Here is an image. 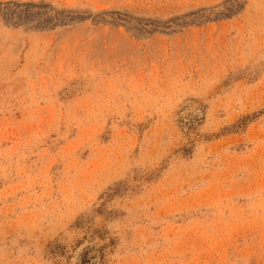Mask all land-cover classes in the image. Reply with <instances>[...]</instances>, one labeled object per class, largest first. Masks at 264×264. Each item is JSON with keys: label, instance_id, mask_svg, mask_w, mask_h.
Masks as SVG:
<instances>
[{"label": "rangeland", "instance_id": "obj_1", "mask_svg": "<svg viewBox=\"0 0 264 264\" xmlns=\"http://www.w3.org/2000/svg\"><path fill=\"white\" fill-rule=\"evenodd\" d=\"M0 264H264V0H0Z\"/></svg>", "mask_w": 264, "mask_h": 264}]
</instances>
